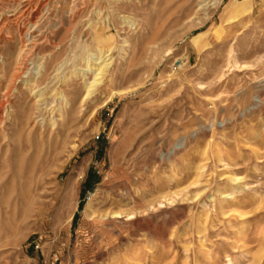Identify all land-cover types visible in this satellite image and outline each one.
Returning <instances> with one entry per match:
<instances>
[{
	"label": "rangeland",
	"instance_id": "obj_1",
	"mask_svg": "<svg viewBox=\"0 0 264 264\" xmlns=\"http://www.w3.org/2000/svg\"><path fill=\"white\" fill-rule=\"evenodd\" d=\"M0 264H264V0H0Z\"/></svg>",
	"mask_w": 264,
	"mask_h": 264
},
{
	"label": "bare ground",
	"instance_id": "obj_2",
	"mask_svg": "<svg viewBox=\"0 0 264 264\" xmlns=\"http://www.w3.org/2000/svg\"><path fill=\"white\" fill-rule=\"evenodd\" d=\"M32 3V2H31ZM31 8V7H30ZM27 13V12H26ZM25 44V43H24ZM25 46H27L26 44H25ZM127 46V45H126ZM30 49V48H29ZM19 54H20V52H18V56H19ZM89 61V60H88ZM20 63V62H19ZM96 66V65H95ZM103 66H105V65H103ZM87 70H90V68H89V66L87 67ZM95 71H100L101 70V67L99 68V66L96 68V69H94ZM87 72V71H86ZM83 74H85V72H83ZM98 74H96L95 75V77L97 76ZM94 76V75H93ZM96 81V79H94L92 82H90V83H88V85L86 86V92H85V95H84V97L82 98V100H81V102H83L85 99H87L88 97H89V95L91 94V92H90V88L93 86V84H94V82ZM97 82V81H96ZM38 96H41V95H38ZM47 104V103H46ZM40 106H44V104L43 103H41V105ZM47 106V105H46ZM46 106H44L42 109H43V111H44V109H45V107ZM60 109H61V107H59V105H58V108H57V110H59L60 111ZM54 110H56V108L54 109ZM53 110V111H54ZM46 112V111H45ZM49 112V111H48ZM49 113H51V112H49ZM60 113V112H59ZM40 114V113H39ZM61 116V115H60ZM53 117V116H52ZM54 123V121H52V124ZM234 178V177H233ZM237 179V178H236ZM235 180V179H234ZM113 215H119V214H113Z\"/></svg>",
	"mask_w": 264,
	"mask_h": 264
}]
</instances>
